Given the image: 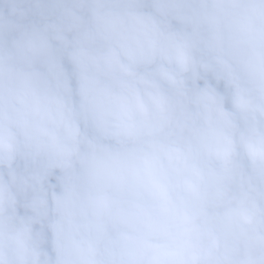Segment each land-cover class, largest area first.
<instances>
[{"label":"clouds","instance_id":"9594fccd","mask_svg":"<svg viewBox=\"0 0 264 264\" xmlns=\"http://www.w3.org/2000/svg\"><path fill=\"white\" fill-rule=\"evenodd\" d=\"M0 264H264V0H0Z\"/></svg>","mask_w":264,"mask_h":264}]
</instances>
